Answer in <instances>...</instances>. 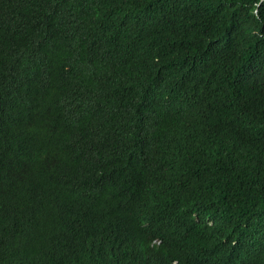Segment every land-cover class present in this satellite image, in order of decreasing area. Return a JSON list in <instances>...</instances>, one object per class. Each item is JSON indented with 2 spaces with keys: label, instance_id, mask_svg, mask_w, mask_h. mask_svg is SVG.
I'll list each match as a JSON object with an SVG mask.
<instances>
[{
  "label": "trees",
  "instance_id": "16d2710c",
  "mask_svg": "<svg viewBox=\"0 0 264 264\" xmlns=\"http://www.w3.org/2000/svg\"><path fill=\"white\" fill-rule=\"evenodd\" d=\"M246 231L264 264V0H0V264H222Z\"/></svg>",
  "mask_w": 264,
  "mask_h": 264
},
{
  "label": "clouds",
  "instance_id": "9594fccd",
  "mask_svg": "<svg viewBox=\"0 0 264 264\" xmlns=\"http://www.w3.org/2000/svg\"><path fill=\"white\" fill-rule=\"evenodd\" d=\"M78 59L87 62L98 71L97 76L92 79L95 81L104 82L101 85L104 89H106L107 86L105 81L109 83L114 82L117 87V82L120 76L126 77L131 73L130 64L126 58H113L110 56H99L96 53H86L79 56ZM150 87L152 86L147 88L146 100H150V95L148 93ZM199 173H202L199 164L186 165L184 169L185 181L183 187L194 182L191 176ZM175 189H177L175 186L160 183L158 191L160 194H169ZM149 202L150 203L148 204L145 203L144 205L135 207L132 217L139 232L142 231V233L147 236L155 237L159 235V232L163 229V227H165V225L169 229L171 225V217L167 214L166 207L163 205V202H161L156 196L152 201ZM258 242L259 241L254 239L247 231L244 240L241 242L240 248L237 247V241L231 242L229 240L228 244L232 247L234 256H231V258L228 259L227 254V259L222 264H256L253 261L252 255L254 252L259 250V247H256V243ZM245 243H248L247 252L244 251ZM177 246L182 249L185 260L192 256V252L184 245L181 240ZM149 257L150 256L148 255L147 260Z\"/></svg>",
  "mask_w": 264,
  "mask_h": 264
}]
</instances>
